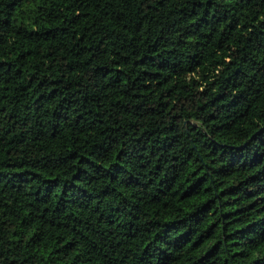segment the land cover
<instances>
[{
  "label": "trees",
  "instance_id": "trees-1",
  "mask_svg": "<svg viewBox=\"0 0 264 264\" xmlns=\"http://www.w3.org/2000/svg\"><path fill=\"white\" fill-rule=\"evenodd\" d=\"M0 264H264V0H0Z\"/></svg>",
  "mask_w": 264,
  "mask_h": 264
}]
</instances>
